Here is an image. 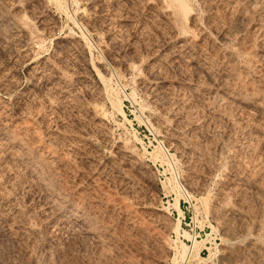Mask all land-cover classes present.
I'll return each mask as SVG.
<instances>
[{
	"label": "rangeland",
	"instance_id": "rangeland-1",
	"mask_svg": "<svg viewBox=\"0 0 264 264\" xmlns=\"http://www.w3.org/2000/svg\"><path fill=\"white\" fill-rule=\"evenodd\" d=\"M259 1L0 0V264H264Z\"/></svg>",
	"mask_w": 264,
	"mask_h": 264
},
{
	"label": "bare ground",
	"instance_id": "bare-ground-1",
	"mask_svg": "<svg viewBox=\"0 0 264 264\" xmlns=\"http://www.w3.org/2000/svg\"><path fill=\"white\" fill-rule=\"evenodd\" d=\"M175 1H177V4L181 7V8H183V10L186 8V10L188 9L187 8V6H186V4H185V2H184V0H175ZM261 2V6H264V0H261V1H259V3ZM182 10V9H181ZM185 12V11H184ZM186 14L188 13V12H185ZM185 41V40H184ZM183 42V41H182ZM187 43V42H186ZM183 45H184V42L182 43ZM181 44V45H182ZM180 47V46H179ZM176 51V50H175ZM180 51V50H179ZM181 52V51H180ZM174 53V52H173ZM99 76L100 77H102V74H101V72H99Z\"/></svg>",
	"mask_w": 264,
	"mask_h": 264
}]
</instances>
